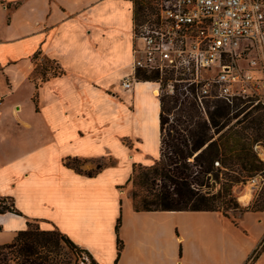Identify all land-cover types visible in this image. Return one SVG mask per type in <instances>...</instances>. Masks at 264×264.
Instances as JSON below:
<instances>
[{"label": "crops", "instance_id": "crops-1", "mask_svg": "<svg viewBox=\"0 0 264 264\" xmlns=\"http://www.w3.org/2000/svg\"><path fill=\"white\" fill-rule=\"evenodd\" d=\"M134 25L131 0H0V199L20 211L0 213V245L38 220L98 264H264V249L249 261L264 242V212L237 225L220 212L134 209L125 189L133 166L153 165L161 148L156 86L121 87ZM45 58L64 74L34 100ZM71 159L103 167L90 177L66 166Z\"/></svg>", "mask_w": 264, "mask_h": 264}, {"label": "trees", "instance_id": "trees-1", "mask_svg": "<svg viewBox=\"0 0 264 264\" xmlns=\"http://www.w3.org/2000/svg\"><path fill=\"white\" fill-rule=\"evenodd\" d=\"M131 1L137 22L145 21L154 10L150 0ZM45 61L56 68L43 65L39 71L40 64H37L35 73L41 75V81L33 79L37 89L34 100L38 98L42 83L64 74L56 61L48 58ZM139 77L156 81L159 75L141 70ZM195 93V86L185 90L184 85L177 84L174 95H161L160 158L150 166L134 164L129 183L143 187L144 193H133V206L138 212H220L238 225L239 217H232L229 210L241 214L264 212V194L252 201L250 206L242 208L233 193L237 185L264 171V161L253 149V145L264 136V107L246 100H235L230 105L224 100L209 98L203 101L205 116ZM184 95L186 97L182 100ZM174 111L177 114L176 124L170 123ZM253 111L263 113L245 123ZM241 115L242 119H238ZM233 119L238 120L231 126ZM248 131H252L255 138L250 140ZM195 154L194 161H189ZM216 162L220 166H216ZM65 164L90 177L103 167L98 165L94 170L83 171V163L79 159L67 160ZM216 184L220 188L214 192ZM7 212L20 214L12 199H0V213ZM121 225L122 215L116 225L118 258L124 247L119 237ZM263 249L264 242L249 261L256 259ZM80 261L83 264H98L87 250L57 227L45 230L38 220L29 222L28 229L18 232L12 243L0 245V264H80Z\"/></svg>", "mask_w": 264, "mask_h": 264}, {"label": "built area", "instance_id": "built-area-1", "mask_svg": "<svg viewBox=\"0 0 264 264\" xmlns=\"http://www.w3.org/2000/svg\"><path fill=\"white\" fill-rule=\"evenodd\" d=\"M150 2L154 13L135 20L131 73L122 79L123 90L153 82L159 91L169 86L167 94L174 95L177 84L185 90L195 86L203 111L209 98L264 107V0ZM141 70L158 74V80L141 79ZM254 151L264 156L259 144ZM250 180L255 188L257 178Z\"/></svg>", "mask_w": 264, "mask_h": 264}, {"label": "rangeland", "instance_id": "rangeland-1", "mask_svg": "<svg viewBox=\"0 0 264 264\" xmlns=\"http://www.w3.org/2000/svg\"><path fill=\"white\" fill-rule=\"evenodd\" d=\"M153 13H154V12L152 11V14H153ZM38 64H40V70H39V71H41L43 65H46V66H49V67L56 68V66H55L54 64H52V63H48L47 61H45V59H40V60L38 61ZM32 79H34V81H36V80L41 81V75H40L38 72H37V73H34ZM170 90H171V88H170L169 86H168V87H163L162 91H160V94L167 93V91L170 92ZM214 92H215V91H214ZM185 97H186V95L181 96L182 100H184ZM190 98H191V97H190ZM212 99H213V98H212ZM206 101H207V99H206ZM250 109H251V108H250ZM250 109H248L247 111H249ZM201 111H202L203 113H205L203 110H201ZM261 112L263 113V111H255V112L253 111L252 115H251V116L245 121V123H247L249 120H251V119L254 118L255 116H258ZM205 116H207L206 113H205ZM242 116H243V115L239 116L238 119H242ZM170 117H171V119H170V123H174V124H176V123H177L176 120H175V118L177 117L176 111H174V113H173ZM238 119H233L230 125L233 126L234 124H236V122H237ZM245 123H244V124H245ZM239 127H241V126H239ZM239 129H240V128H239ZM248 137H249L250 140H252L253 138H255V135L253 134L252 131H248ZM215 138L217 139V138H218V135H216ZM257 144H259V145L262 147V149L264 150V136L261 138V141H260V142L255 143V144L253 145V149H254V146H256ZM254 152H255V151H254ZM255 153H256V152H255ZM262 154H263V153H262ZM196 155H197V154H195L192 158H190L189 161L193 162V161H194V158H195ZM258 156H259V155H258ZM259 158H260L262 161H264V159H263L264 156H263V155L259 156ZM111 163H113L112 160H106V161H103V164H104V165H106V164H111ZM216 166H217V165H216ZM81 169H82V168H81ZM82 170H83V171H88V170H84V169H82ZM221 177H222V176H221ZM255 178H257V184H256L255 188H253V186H252L251 183H250L251 180L249 179V180L245 181L244 183H241V184L237 185V186L234 188V190H233V193H234V195H235L237 201L239 202V204H240V206H241L242 208H246V207L250 206V204H251L252 201L259 199L260 196L264 194V171L260 172L257 176H255ZM212 184H213V182H212ZM247 186H252V187H251V188H252V192H250V193H252V194H251L252 196H251L250 199H249L250 202L248 201L249 203H248V202H242V201L240 200V197L245 193L244 191H245V189H246ZM219 188H220V186H219L218 184H216V186L214 185V187H213V191H214V192H217V190H218ZM125 189L127 190V196L132 200V202H133V193H134L135 191H136L137 193H139L140 195H142V194L144 193V188H143V187H140V186H135V185L133 184V182H130L129 184H127V185L125 186ZM8 204L10 205L11 202L8 201ZM228 212H229V214H230L232 217H234V216L239 217V216L241 215V213H240L239 211H238V212H234V211H232V210H229ZM43 226H44V225H43ZM45 226H46V225H45ZM45 226H44V227H45ZM46 227H49V226H46ZM80 264H83V262L80 261ZM89 264H90V263H89Z\"/></svg>", "mask_w": 264, "mask_h": 264}, {"label": "bare ground", "instance_id": "bare-ground-1", "mask_svg": "<svg viewBox=\"0 0 264 264\" xmlns=\"http://www.w3.org/2000/svg\"><path fill=\"white\" fill-rule=\"evenodd\" d=\"M144 85H147V86H150L151 84H149V83H146V84H144ZM152 91V90H151ZM160 95V91H159V89L156 87V88H154L153 89V97H158ZM252 186H247L246 187V189H245V193L240 197V200L242 201V202H248L249 201V199H250V197L252 196L251 194L252 193H250V192H252V188H251Z\"/></svg>", "mask_w": 264, "mask_h": 264}]
</instances>
